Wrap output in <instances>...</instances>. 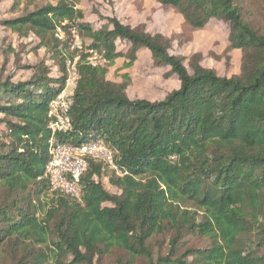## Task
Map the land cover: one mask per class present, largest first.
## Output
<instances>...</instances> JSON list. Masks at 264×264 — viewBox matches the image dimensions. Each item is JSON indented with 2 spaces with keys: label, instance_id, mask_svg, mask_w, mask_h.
I'll use <instances>...</instances> for the list:
<instances>
[{
  "label": "trees",
  "instance_id": "1",
  "mask_svg": "<svg viewBox=\"0 0 264 264\" xmlns=\"http://www.w3.org/2000/svg\"><path fill=\"white\" fill-rule=\"evenodd\" d=\"M7 1L0 14L17 16L0 26L32 37V52L45 57L18 68L27 80L0 67V264H102L112 251V264H264V0H156L182 18L180 44L212 21L227 26L228 50L241 54L229 77L199 55L187 69L175 41L144 25L97 8L98 22H87L75 0L0 6ZM70 27L107 63L147 53L178 81L160 101L131 100L107 66L81 56L70 128L56 142H101L115 168L85 155L77 198L52 190L45 171L49 104L74 57Z\"/></svg>",
  "mask_w": 264,
  "mask_h": 264
},
{
  "label": "rangeland",
  "instance_id": "2",
  "mask_svg": "<svg viewBox=\"0 0 264 264\" xmlns=\"http://www.w3.org/2000/svg\"><path fill=\"white\" fill-rule=\"evenodd\" d=\"M75 2L76 8L83 11L84 20L87 22H98V16L94 13V9L97 8L100 16L115 17L130 27L144 25L152 34L172 38L175 43L171 52L183 59L187 69H190L188 66L190 59L199 55L202 66L215 71L218 76L229 77L239 73L241 54L228 50V28L223 23L212 21L203 30L192 33L187 43L180 44L177 36L182 34V18L171 10H163L156 0H75ZM9 6L11 2H4L0 10L5 12ZM16 16L1 13L0 19L7 20ZM33 46L32 37H18L0 26V67L4 66V75L13 74L14 81L27 80L29 72L18 68L34 64L45 57L42 51L36 54L32 52ZM16 59L19 60L18 63ZM104 66L108 68L107 79L118 84L124 83L131 100L160 101L178 88V81L168 75L169 68L152 65L147 53H141L133 64L118 59L112 63L106 62L102 65ZM105 187L109 188L107 184ZM196 244L203 246L200 241ZM119 254V251H112L103 258L102 264H112L115 256Z\"/></svg>",
  "mask_w": 264,
  "mask_h": 264
},
{
  "label": "built area",
  "instance_id": "3",
  "mask_svg": "<svg viewBox=\"0 0 264 264\" xmlns=\"http://www.w3.org/2000/svg\"><path fill=\"white\" fill-rule=\"evenodd\" d=\"M65 24L66 22L63 25ZM69 33L72 37L70 53L74 54V57L66 58L64 88L49 104V117L51 118L48 125L51 133L49 140L50 159L45 166V171L52 190H59L77 198L79 196L77 182L86 170L85 155L101 160L112 169L115 166L111 152L101 142L87 146L56 142V136L67 132L70 128L68 112L72 105L73 92L78 79L77 62L85 54L87 55L86 62L92 67L102 66L106 63L102 53L84 47L75 28L70 27ZM55 38L58 41L64 39V32L59 27L56 28Z\"/></svg>",
  "mask_w": 264,
  "mask_h": 264
}]
</instances>
